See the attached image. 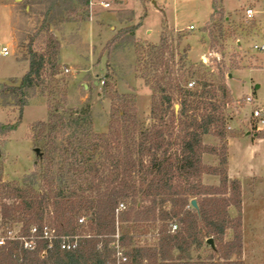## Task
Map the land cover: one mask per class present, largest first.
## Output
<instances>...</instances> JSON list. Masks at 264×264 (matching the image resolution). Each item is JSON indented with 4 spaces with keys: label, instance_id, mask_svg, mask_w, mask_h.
<instances>
[{
    "label": "trees",
    "instance_id": "16d2710c",
    "mask_svg": "<svg viewBox=\"0 0 264 264\" xmlns=\"http://www.w3.org/2000/svg\"><path fill=\"white\" fill-rule=\"evenodd\" d=\"M61 1L53 0L51 9ZM78 1L84 6L90 2ZM136 29L130 33L132 39ZM51 42L56 57L60 45L53 37ZM167 49L164 38L159 46H152L153 67H164L169 76L156 77V90L162 96L153 99L149 126L139 121L136 104L126 95H119V104L112 106L110 126L104 134L93 132L90 107L65 109L63 114L52 111L47 121L35 125L43 143L39 148L42 164L25 176L22 185L0 179L1 219L23 224L22 229L29 233L32 227L46 226L48 218L76 247L63 251L55 244L49 250L47 243L40 241L36 250L29 251L20 242H8L0 249V264H116V242L125 249L131 264H244L242 220L233 219L229 212L231 207L241 209L240 181L231 180L226 171L204 166L202 160L207 152H219L203 143L204 136L213 135L222 144L221 164L228 163L231 136L224 109L230 90L225 80L216 87L206 74L191 81L189 77L195 74L187 71L176 77L174 63L164 60ZM30 55L28 72L19 85L0 83V100H5L0 105L17 106L20 114L17 123L0 125V134L18 128L28 105V91L42 77L45 55L32 51ZM184 68L185 64L180 71ZM220 74L224 79L225 73ZM193 82L194 87L189 88ZM218 91L223 93L222 102L217 100ZM60 135L62 143L58 142ZM205 173L220 175L221 186H204ZM194 199L198 209L191 206ZM120 205L126 209L117 215ZM174 221L179 230L172 233ZM157 222H162V229L153 246L136 245L128 231L120 234L123 224L136 229ZM229 230L234 236L225 242ZM209 239L214 244L219 241L221 249L212 248ZM205 243L221 253L220 262H193L175 256V252L186 253Z\"/></svg>",
    "mask_w": 264,
    "mask_h": 264
},
{
    "label": "rangeland",
    "instance_id": "374dc122",
    "mask_svg": "<svg viewBox=\"0 0 264 264\" xmlns=\"http://www.w3.org/2000/svg\"><path fill=\"white\" fill-rule=\"evenodd\" d=\"M52 1L0 0V20L3 23L1 35L6 38L11 52L8 59H0V72L5 70L7 74L5 80L0 76V83L19 85L28 72L30 52L45 55L42 77L38 85L28 91V105L24 109L20 125L11 133L0 134V179L3 182L22 185L25 176L32 173L37 165L42 164L39 148L43 147V143L39 142L35 125L47 121L52 111L63 114L65 109L90 107L93 115V132L104 134L108 132L110 126L112 106L119 104L117 99L119 95H126L136 104L139 121L149 126L153 99L158 100L162 96L156 90V77L169 76L164 67L159 69L153 67L152 46H159L162 38L167 40L168 45L164 60L170 65L174 63L176 77L187 71L189 74H195L191 75L194 78L189 77L188 80L191 81L206 74L207 79L218 87L223 80L227 84L230 74H238L244 70L242 75L235 76L231 87H228L230 99L227 100L228 104L224 109L227 133L235 137L250 131L251 137L258 134L264 138V131H256L251 119L252 112L257 106H264V53L253 49L254 44L264 42V0H244L235 13L218 12L213 21L204 25L208 9L207 0H154L156 5L151 4L152 0H141L142 3L148 4L150 9L158 7L162 12L163 7L168 6L172 20L196 26L195 30L191 31L185 27L176 29L165 20L160 25L159 16L151 14L145 29L148 27L153 29L151 37L156 40L137 39L136 34L132 39L130 35L135 23L143 20L145 16L143 13L141 18L133 21L132 11H117L113 5L110 9L100 7L91 10V1H94L95 5H100L101 1L112 3V0H89L88 6L81 5L78 0H63L55 9H51ZM216 4L219 6V0ZM5 5L9 10L7 13L3 11ZM248 10H253L252 17L247 16ZM93 12L94 15L100 16L104 26L108 25V32L111 35L107 41H102L101 46L96 45L94 55H91L92 45L91 42H87L91 41V37L85 38L81 35L83 38L81 39L79 36V32L86 29H79L78 25L67 27L69 23L82 24L90 21ZM108 12L115 13L112 19L102 16ZM116 20L120 23L118 24ZM110 27L113 29L110 30ZM145 29L141 31V36L146 34ZM52 37L60 45L56 57L53 56ZM70 39L78 44V51L73 53L76 61L72 62L71 66L62 64L60 59L62 44L68 52L67 45ZM214 52L218 53V58L214 57ZM182 57L186 58L182 60ZM183 64L185 68L180 71ZM220 72L225 73L224 79ZM257 85L260 88L257 89ZM232 94L238 99H234ZM247 94L254 95V103L246 102ZM218 96L219 102L224 101L222 92L218 91ZM178 98L179 95L176 96L177 100ZM4 101L2 99L0 103L3 104ZM7 101L13 102L11 99ZM179 109L176 102L175 110ZM19 115L17 106L0 105V125L17 123ZM232 127L234 129H231ZM62 137V135L58 137L59 143H62ZM204 145L209 149L219 150L217 155L205 153L216 156L218 163L211 165L203 162L204 166L221 172L226 171L229 177L228 163L223 165L220 162L219 153L222 147L220 140L217 147L205 143ZM204 175L217 177L219 184L205 185ZM203 176L204 186L217 188L221 186L220 175L205 173ZM237 180L241 184V209L231 207L229 212L233 219L241 217L242 220V260L244 264H264V173L248 176L243 174V177ZM228 187L229 196L231 187L230 185ZM45 222L47 226L51 225L53 228L54 225V229L60 230L56 224H50L48 218ZM21 228H23L21 223L11 224L0 219V233L8 230L17 233ZM161 229L162 222L140 225L136 229L133 225L123 224L120 225V234L128 231L136 245L153 246L158 243V233ZM233 236V230L227 231L225 242L231 241ZM220 247L219 241H216L215 249H221ZM220 255L221 253L215 252L207 243L186 253L175 252L177 258L182 256L193 262L210 259L220 262ZM236 258L234 256L233 260Z\"/></svg>",
    "mask_w": 264,
    "mask_h": 264
},
{
    "label": "crops",
    "instance_id": "0c3cea01",
    "mask_svg": "<svg viewBox=\"0 0 264 264\" xmlns=\"http://www.w3.org/2000/svg\"><path fill=\"white\" fill-rule=\"evenodd\" d=\"M97 1V0H95ZM99 1V0H98ZM104 2V1H101ZM217 0H207L208 3V9L204 17L203 25L209 23L210 21H213L215 16L218 14V12L223 13H235V11L239 10L241 7V4L244 2V0H219V6L216 4ZM107 3V2H106ZM156 2L154 0L151 1V4H155ZM110 7L107 9H110L111 6H114V10L117 11H123V10H130L133 12V21L136 18H141L143 13V20H139L137 23H135V27L137 28L135 31L137 39H148V40H156V38H152L151 35L153 34V29L150 27L145 29V24L151 14H155L159 16L160 18V25L163 23V20L167 21L169 25H172L176 29L179 28H189L190 26H194L192 23H187L186 25L180 24L175 19H171V10L168 6L163 7V12L156 7L155 9H150L148 7V4H144L141 2V0H112V3H109ZM156 5V4H155ZM100 5H93L91 7V10L94 11L96 8H100ZM3 11L7 13L8 6L3 7ZM147 10V13H145ZM115 15V13H105L102 14L104 17H108L112 19V16ZM101 16V17H102ZM118 22V20H116ZM132 22V21H131ZM120 22H118L119 24ZM6 24V22L4 23ZM107 24V23H106ZM70 25H78L77 28L79 29H86V31H80L79 36L82 38L81 35H84L85 38L91 37V47L92 52L91 55H94L95 52V46H101L103 40H108L110 38V32H108V25L104 26V23L100 20V16L94 15V12L91 16V20L84 22L82 24L77 23H69L68 27H71ZM6 26V25H5ZM4 26V28H6ZM3 27V23L0 20V47L7 46V40L4 36L1 35V29ZM196 27V26H195ZM103 28V30H102ZM113 27H110V30H112ZM145 29V33L143 36H141V31ZM159 30V29H158ZM90 31V33H89ZM80 40V38H79ZM86 41V40H85ZM155 43V42H154ZM78 44L73 42V39H70V42L68 43V52L65 51V45L62 44L61 49V63L62 64H69V66L72 65V62L76 61V57L73 53L78 51ZM8 59V57H6ZM1 59V58H0ZM8 62V61H7ZM244 72L240 71L238 74H230L229 79L227 81V85L230 88L232 85V80L235 78V76L242 75ZM6 72L3 70L0 72V76H3L4 80L6 78ZM256 88H260L258 85ZM233 95V94H232ZM246 96H252L254 100L253 94H247ZM234 99H238L233 95ZM231 122H234V120H231ZM234 124H236L234 122ZM231 129H234L233 127ZM203 142L207 145H211L213 147H217L219 145V139L212 136V135H206L203 138ZM202 160L204 163H208L211 165H216L218 163L216 156H211L209 154H204L202 157ZM228 174L230 179H240L244 175L249 174H256V173H264V138L259 137L258 134H253V137H251L250 131H245L243 134L235 137H231L228 139ZM203 183L205 185H214L216 186L219 184V179L217 177H213L210 175H204L203 176Z\"/></svg>",
    "mask_w": 264,
    "mask_h": 264
},
{
    "label": "built area",
    "instance_id": "2783aa9c",
    "mask_svg": "<svg viewBox=\"0 0 264 264\" xmlns=\"http://www.w3.org/2000/svg\"><path fill=\"white\" fill-rule=\"evenodd\" d=\"M95 4L94 1L90 2V7H93ZM101 7L107 9L110 7L109 3L100 2ZM253 10L247 11V16L252 17ZM189 30L194 31L195 26H190ZM253 49L255 51L264 53V42L263 44H254ZM11 54L10 48L8 46L0 47V58L9 57ZM214 57L218 58V53H213ZM69 72V70H66ZM195 83L188 84L189 88H193ZM246 102L249 104L254 103L252 96L246 98ZM251 119L254 122L256 131H264V106H257V108L252 112ZM192 206V205H191ZM193 208V207H192ZM126 209L124 205H120L117 209V215L120 212H123ZM1 219V218H0ZM80 224L84 223V219L79 220ZM171 232L175 233L179 230V226L176 222L171 223ZM116 239H119V233L115 236ZM40 241H45L47 243V248L49 250L53 249L55 244H58L63 251H72L76 247L75 242H71L70 237L60 234L56 229L50 226H44L42 228L32 227L29 233H25L23 229L17 233L12 230H8L4 233H0V249L5 247L8 242H20L25 250L34 251L38 247ZM113 247L116 251V264H131V261L128 256H126L124 249L119 245V242L113 244ZM46 254V251L43 252V255Z\"/></svg>",
    "mask_w": 264,
    "mask_h": 264
},
{
    "label": "water",
    "instance_id": "95a60500",
    "mask_svg": "<svg viewBox=\"0 0 264 264\" xmlns=\"http://www.w3.org/2000/svg\"><path fill=\"white\" fill-rule=\"evenodd\" d=\"M37 152L39 153V150H37ZM191 205L194 209H198V204H197V201L194 199L191 201ZM208 244L212 247V248H215V244L213 242L212 239H209L208 240Z\"/></svg>",
    "mask_w": 264,
    "mask_h": 264
}]
</instances>
